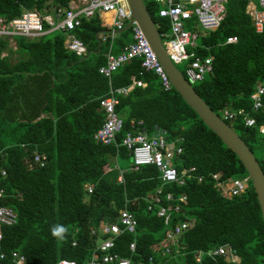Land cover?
Returning <instances> with one entry per match:
<instances>
[{"label":"trees","instance_id":"16d2710c","mask_svg":"<svg viewBox=\"0 0 264 264\" xmlns=\"http://www.w3.org/2000/svg\"><path fill=\"white\" fill-rule=\"evenodd\" d=\"M69 2L0 0V17L10 20L31 10L45 15L66 9ZM247 4L248 0H227L218 28L196 40L195 54L211 59L212 72L192 88L217 116L224 108L243 109L255 120L251 128H244L239 120L224 123L243 141L264 175V138L257 132L258 126H264V111L252 113L248 99L256 84H264V27L260 34L254 32L245 12ZM144 6L158 33L167 32V21L156 14L159 5L146 0ZM70 34L84 44L88 56L77 58L67 52L64 34L58 32L34 40L16 37L13 51L5 40L0 41V55L4 54L0 56V172H4L0 207L16 214L13 225L0 226V254L4 255L0 264H12L13 251L22 254L27 264H54L60 259L87 263L98 240L105 238L97 234L93 222L97 226L113 222L120 209L133 215L135 234L119 235L109 253L130 264L145 263L167 228L154 206L146 209V197L161 186L158 171L151 165L132 170L130 156L120 145L131 130L130 121H142L148 137L160 129L169 141L181 139L177 144L181 153L173 158V166L177 171L194 167L195 176L203 178L201 183L187 180L181 187H161L162 199L171 192L187 200L183 214L171 215V224L184 217L194 219L179 238V254L172 258L171 251L166 264H231L206 255L200 263L194 262L195 252L224 245L234 251L238 264H264V225L250 182L244 194L230 199L212 187L210 175L215 173L224 179L247 177L235 155L177 93L161 90L157 76L140 67L141 59H131L108 79L97 73L107 53L117 55L131 42L130 29L110 40L94 14L82 18ZM228 37L236 42L223 45ZM133 81L145 86L133 85L126 95H114V111L121 122L114 144L96 143L93 134L104 121L99 99ZM34 153L45 156L42 168L27 166ZM56 224L69 229L64 241L51 234ZM132 240L135 250L130 253Z\"/></svg>","mask_w":264,"mask_h":264},{"label":"built area","instance_id":"2783aa9c","mask_svg":"<svg viewBox=\"0 0 264 264\" xmlns=\"http://www.w3.org/2000/svg\"><path fill=\"white\" fill-rule=\"evenodd\" d=\"M15 1V0H13ZM146 0H144L145 2ZM159 5L156 14L158 18L167 21L168 31L159 34L160 42L168 56L169 60L177 68H182L183 77L193 86L201 82L204 77L212 72L211 59L209 57H199L195 54L196 40L204 33L213 32L221 23L225 15V3L227 0H148ZM248 15L251 26L256 34H260L264 27V0H248L245 10ZM97 14L100 19V26L107 30V36L110 40L114 39L130 20V12L126 0H70L66 9H53L51 13L40 15L35 11H23L18 17L6 20L0 17V41L7 40L12 42L13 38L19 37L25 40L39 39L51 33L58 32L64 34V49L77 58L87 55L84 44L73 37L72 32L79 26L82 18L88 19ZM131 42L128 43L117 55L107 53L105 55L104 65L97 69V73L104 78L110 75L123 64L133 58L141 59L140 67L144 72H152L160 82L163 92L172 89L167 76L158 63L154 54L150 50L146 40L136 24L131 21L129 26ZM104 38H102V41ZM236 42L235 37H228L223 45H230ZM203 49V48H201ZM205 49V48H204ZM144 87V84L132 82L127 88L117 89L114 92L109 91L108 95L99 99L98 108L103 113L104 121L102 125L93 134V140L103 146L114 144L115 134L121 126L119 116L114 108L117 105V99L114 95H126L131 88ZM264 96V84L258 83L254 86L248 99L251 102L250 111L257 113L264 111L262 97ZM220 119L227 122L240 121L244 128L255 126V120L249 116V113L243 109L230 111L224 108L219 113ZM130 131L127 132L121 140L120 145L126 149L130 156L132 170H137L142 166L151 165L159 173L161 186L152 194L146 197L148 203L146 209L151 211L156 208L155 215L162 218L163 225L167 228L163 241L151 248V255L148 256L144 264H166V256L179 254V238L194 225V219L184 217L181 221L174 224L171 215L183 214L187 207L185 195L174 196L167 192L164 198L161 197V187L164 185H175L181 187L187 180H195L201 183L203 178L195 176V168L189 167L177 171L172 164L173 158L180 155L181 148L177 145L181 139L169 141L164 131L157 129L156 133L148 137L142 128V121H130ZM133 131H136L133 134ZM257 132L264 138V126L257 127ZM264 150V141L263 146ZM45 156L34 153L27 166H38L42 168L45 165ZM4 176V172H0ZM212 187L217 193L230 199L246 192L249 186L248 177L224 179L219 173L210 175ZM118 181L120 179L118 178ZM87 193H90V187H86ZM2 191L0 190V196ZM16 221V214L7 207H0V226H11ZM136 221L132 214L126 209H120L113 222H100L97 226V234L105 236L99 239L91 254V258L84 264H130L128 259L119 258L110 254L115 239L121 234L134 235ZM74 245V244H72ZM174 247L173 249H171ZM128 250L133 253L135 250V241H131ZM157 256L161 263L157 262L154 256ZM220 257L225 262L238 264V257L234 251L227 245L216 247L204 252L197 251L193 254L195 263H200L201 257ZM0 257L4 258L3 254ZM9 258L12 264H27L25 257L15 251L10 252ZM54 264H75L74 261L65 259L57 260Z\"/></svg>","mask_w":264,"mask_h":264},{"label":"water","instance_id":"95a60500","mask_svg":"<svg viewBox=\"0 0 264 264\" xmlns=\"http://www.w3.org/2000/svg\"><path fill=\"white\" fill-rule=\"evenodd\" d=\"M126 3L130 12V20L120 32L127 30L131 21L136 24L167 76L172 90L195 113L202 124L235 155L247 174L264 225V175L254 156L237 134L205 105L182 73L169 60L160 42L156 26L144 6V0H126ZM89 54L87 53L86 56ZM135 133L136 131H133V134ZM93 224L97 228V222L94 221Z\"/></svg>","mask_w":264,"mask_h":264},{"label":"clouds","instance_id":"9594fccd","mask_svg":"<svg viewBox=\"0 0 264 264\" xmlns=\"http://www.w3.org/2000/svg\"><path fill=\"white\" fill-rule=\"evenodd\" d=\"M69 229L67 226L56 224L51 228V234L59 241H64ZM3 257H0L2 259Z\"/></svg>","mask_w":264,"mask_h":264},{"label":"rangeland","instance_id":"374dc122","mask_svg":"<svg viewBox=\"0 0 264 264\" xmlns=\"http://www.w3.org/2000/svg\"><path fill=\"white\" fill-rule=\"evenodd\" d=\"M13 40H14V38H13ZM9 46L11 47V49H12V50H14V49H15V43H14V44L12 43V44H11V45H9ZM14 59H15V58H12V61H14ZM179 69H180V66H179ZM219 117H220V115H219ZM122 165H123V166H125V164H124V163H122Z\"/></svg>","mask_w":264,"mask_h":264},{"label":"crops","instance_id":"0c3cea01","mask_svg":"<svg viewBox=\"0 0 264 264\" xmlns=\"http://www.w3.org/2000/svg\"><path fill=\"white\" fill-rule=\"evenodd\" d=\"M31 11H33V10H31ZM22 12H23V11H22ZM5 41L7 42L9 48H11L9 45H11L12 43L14 44V40H12L11 43H9L7 40H5ZM11 50H12V49H11ZM14 50H15V49H14ZM12 51H13V50H12ZM0 56L3 57L4 54L2 53Z\"/></svg>","mask_w":264,"mask_h":264}]
</instances>
